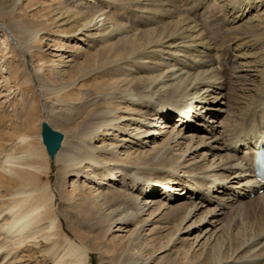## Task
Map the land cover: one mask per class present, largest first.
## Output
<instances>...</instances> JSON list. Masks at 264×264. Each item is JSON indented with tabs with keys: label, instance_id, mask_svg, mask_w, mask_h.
Wrapping results in <instances>:
<instances>
[{
	"label": "bare ground",
	"instance_id": "6f19581e",
	"mask_svg": "<svg viewBox=\"0 0 264 264\" xmlns=\"http://www.w3.org/2000/svg\"><path fill=\"white\" fill-rule=\"evenodd\" d=\"M144 1L141 20L123 18L110 23L101 14L100 20L84 26L85 33L92 34L87 36L92 44L106 43L103 71L117 80L94 85L92 90L98 93L88 96L81 106H64V111L54 112L53 122L74 125L69 131L72 140L61 141L54 160L61 163L66 176L96 188L86 209L91 211V224L105 225L108 234L113 228L122 231L135 225L132 244L146 240L144 229L155 222L154 217L166 219L162 224L169 225L167 220L176 221L184 214L166 250V264H176L174 249L184 246L193 233H197L195 246L203 239L204 246L213 242V264H264V181L254 168L258 146L264 148V63L251 66L246 61L255 44L239 38L237 27L233 29L252 11L264 7V0H215L209 12L210 20H216L212 33L200 23L201 15L212 10L210 0H185L183 6L177 0ZM90 9L97 11L96 2ZM223 29L233 32L222 36ZM261 39L260 35L254 43L260 44ZM31 77L35 82L33 73ZM40 86V94L50 91L58 97V109L61 94L71 87L52 88L44 82ZM48 108L44 106L47 118ZM79 118L82 121L75 124ZM173 118L176 124L170 132ZM99 134L109 142L107 147L94 145ZM154 135L165 140L149 151L147 160L138 157L125 164L118 158L119 146L138 151ZM14 140L0 156V169L17 179L1 177L0 187L16 182L23 186L0 194V264L19 263L17 256L26 245L40 241L47 247L38 256L47 257L50 264L84 260L79 242L66 240L59 246L54 221L44 222L47 201L40 197L33 179L40 150L28 144L27 137ZM25 145L22 156L12 154L15 147ZM105 185L112 191L101 193ZM94 203H102L103 213ZM246 204L255 205L253 225H238L236 236L231 237L233 226L243 222ZM225 209L231 211L229 223L220 220ZM146 215L147 219L140 220ZM245 227L255 233L249 234ZM221 236H230L226 245ZM225 249L231 253L227 261L222 259Z\"/></svg>",
	"mask_w": 264,
	"mask_h": 264
},
{
	"label": "rangeland",
	"instance_id": "374dc122",
	"mask_svg": "<svg viewBox=\"0 0 264 264\" xmlns=\"http://www.w3.org/2000/svg\"><path fill=\"white\" fill-rule=\"evenodd\" d=\"M119 1L0 0V156L3 157L10 150V142L20 137H27L28 144L31 143L40 150L34 161L38 171L35 172L33 179H36V186L40 188V197L47 201L48 215L45 216L44 222L54 221L53 233L57 236L59 246L67 240L79 242L85 250V259L68 260L71 264H166V250L170 247V240L175 236L180 218L184 215L178 216L179 219L176 221L167 220V222L170 221L169 225L162 224L164 218L154 217L155 222L152 221L154 224L151 225V222L144 229V240H146L140 244L131 242L135 225H129L122 231H114L116 228H113L112 232L108 234L105 225L91 224L93 220L91 211L86 210L96 193L94 185L87 184L82 179L75 180L66 176L58 160L50 161L41 142V123L48 122L55 131L63 135V141L69 143L72 140L69 131L74 125L53 122V116L57 115L54 112L62 109L64 111V106H81L88 96L98 93V91L92 90L94 85L98 86L117 80V77L103 71L101 58L103 60L106 58L107 54L103 50L106 43L92 44L91 37H87L92 34L85 33L84 26L89 22L100 20L104 15L107 16L110 23L123 18L141 20L139 14L144 10L146 1L143 0L140 3L135 0ZM177 1L182 6L184 5L185 0ZM214 1H209L208 5L211 7L209 10L213 8L212 5L216 2ZM95 2L97 11L92 12L90 6ZM212 11L213 9L202 14L201 19L199 18L200 21L202 20L200 23L205 25L211 33L212 29L217 28L216 25H213L216 24V20H210L209 12ZM101 14L104 15L99 16ZM263 21L264 7L260 6L257 11H252L242 23L233 26V29L237 27L235 35L239 38L244 37L247 40H252L251 44H255L254 50L251 48L247 52L248 59L246 61H250L251 66L264 63ZM145 25L141 24L143 30H147ZM233 29H230L229 32L223 29L220 32L223 36L227 32L232 33ZM260 35L263 40L261 39L262 43H257V46L254 42ZM229 49L230 53L232 50ZM31 73L37 83L34 82ZM41 82L52 88L71 86H69L68 92L61 94L62 106H58L59 109L56 105L58 97L52 92L43 94L38 92V88L42 87L40 86ZM44 106L49 107L48 118ZM175 120L176 118H173L170 123L172 127L169 129L170 132L173 131L174 124H176ZM81 121L82 119L79 118L75 124ZM210 121L212 120L208 118V124ZM218 130L220 131V129ZM152 131L154 133V129ZM94 140L96 147H107L109 144L101 134ZM102 140L107 142L102 144ZM164 140L165 137L156 135L154 140H151L146 147L139 148L138 151L128 150L126 149L128 145L123 144L124 146H119L117 149L118 158L125 164H130L129 159L138 157H143V159L139 158L140 161L147 160L150 155L149 151L152 148L161 147ZM14 149V151L12 150L13 155L22 156L27 147L25 145ZM139 160H135V162H140ZM31 162L29 163L31 164ZM2 171L0 169L1 179H17ZM21 186H23L22 182H16L14 185L4 183L0 187V194H9V191L21 189ZM109 186H103L104 189L101 193L111 192ZM251 198L254 197L251 196ZM162 199L163 197H155L156 201ZM101 206L102 203H94V207L100 211V214L104 211ZM254 209L255 205L247 206L246 204V213L241 219L243 222L233 226L231 237L236 236L239 230L236 228L238 225L243 223L248 227L253 225ZM154 212L152 214H155ZM230 212L229 209H225V214L220 217L223 223H229ZM147 218L146 215L140 220ZM164 220L166 221V219ZM193 221L195 219L183 223L181 228H186ZM247 230L249 234L250 231L252 234L255 233L254 229ZM196 236L197 233H193L184 246L174 249L172 257L176 259V264H213V242L211 245L204 246L203 239L195 246L196 243L194 244L193 241ZM230 236H221L223 245L227 243L226 237L230 238ZM41 238L43 237L38 240ZM184 239L186 240V237ZM46 247L47 244L43 241L38 242L37 245L35 242H30L26 245L25 252L19 254L16 260H19L20 264H50L47 257L38 256ZM230 254L225 249L222 259L227 261Z\"/></svg>",
	"mask_w": 264,
	"mask_h": 264
},
{
	"label": "water",
	"instance_id": "95a60500",
	"mask_svg": "<svg viewBox=\"0 0 264 264\" xmlns=\"http://www.w3.org/2000/svg\"><path fill=\"white\" fill-rule=\"evenodd\" d=\"M41 142L45 147L46 153L51 162L54 161V156L61 146V141L63 140V135L59 132L53 130L48 123H41Z\"/></svg>",
	"mask_w": 264,
	"mask_h": 264
}]
</instances>
